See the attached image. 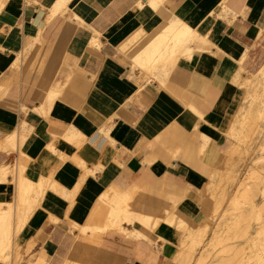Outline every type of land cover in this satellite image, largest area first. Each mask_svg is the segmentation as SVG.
<instances>
[{
	"label": "crops",
	"instance_id": "1",
	"mask_svg": "<svg viewBox=\"0 0 264 264\" xmlns=\"http://www.w3.org/2000/svg\"><path fill=\"white\" fill-rule=\"evenodd\" d=\"M57 1L6 0L0 10V88L7 89L0 142L17 137L14 149L0 148V164L10 169L0 181V202L16 203L19 165L26 180L41 184L20 231L12 232L9 264L75 261L82 253L77 226L110 183L143 187L150 207L162 205L159 193H184L178 214L203 223L211 214L210 200L201 198L209 177L226 174V159L238 158L229 156L238 145L227 126L234 120L237 128L245 89L231 77L243 53L264 61V0H162L164 10L212 43L191 58L179 56L168 76L133 62L151 36L122 50L115 34L162 30L168 12L148 4L139 11L138 0ZM220 3L235 16L216 12ZM49 92L57 94L45 102ZM122 236H105L97 263L170 264L178 250L170 239L151 245Z\"/></svg>",
	"mask_w": 264,
	"mask_h": 264
},
{
	"label": "bare ground",
	"instance_id": "2",
	"mask_svg": "<svg viewBox=\"0 0 264 264\" xmlns=\"http://www.w3.org/2000/svg\"><path fill=\"white\" fill-rule=\"evenodd\" d=\"M61 1L59 2V0H58L57 3H61L60 5H62L63 3ZM5 2H6V0L0 1V7H2ZM57 3H56V5L58 6ZM146 4H148L151 8H153L155 10H160V12H163V13L168 12V11L164 10L165 6L162 4V0H138L135 3V6H136L137 10L140 11V10H143L144 8H146L145 7ZM215 11L216 12H222L225 15L230 14L231 16H235V14H233V12H231V10L226 5H224L223 3H220L218 5V9H216ZM165 13H164V15H165ZM166 16L168 17V19L165 17V20L167 19V21H169V24H167V26H165L162 30L149 32V31L143 30L141 27L140 29L136 28V30H124V31L122 30L119 32H115V34L120 35L121 41L119 42L118 46L122 50H127V49L131 48V46L135 43V41H138L139 39H142L146 36H151V37H149V40L146 43H144L145 40L143 41V43L145 45L133 57V62L136 65L140 66L141 68L146 69L152 73H159L160 74L163 72L168 76L170 74V73L168 74V72L175 65V62H176L177 58H179V56L185 55V56L191 58L194 56L196 51L204 49V48L212 45V43L208 41V39L205 37V35L200 34L195 28L190 26L187 22H185V20H183L178 15H176L173 11L170 10V13L167 14ZM93 32H94V30H93ZM97 34L99 36V34H101V33H97ZM89 43H90V41H89ZM93 44H95V43H93ZM208 48H210V47H208ZM244 59L245 58H244V53H243L238 59V67H237L238 69L235 70L236 73L234 72L235 75L233 74L234 75L233 78L231 77V79H232L231 82L233 81L235 84H238L239 86L246 88L245 94L243 97L244 101L242 102V105H241V108L243 111L240 112L241 114L239 113L240 118L236 122L239 123L240 131H241L242 127H244V130L242 131L243 134L241 135V137H244V136L250 137V135L252 136L253 134H259V133L262 134L264 132V124H263V122H264V66H262L261 68L258 69L259 75L252 76L254 79L256 77L255 80L250 79L249 77H246V78L243 77V80H242L241 79L242 73L245 70ZM134 63H133V65H134ZM159 74H158V76H159ZM160 77H162V76H160ZM163 79H165V78H163ZM160 80H158V82ZM251 83H254L253 84L254 90L248 89L249 84H251ZM258 87H259V90L257 89ZM50 92L47 94L45 93V95H46L45 99H44L45 102H48V101L50 102V100L52 98L55 99L54 96L57 93L54 95L55 92L54 93L52 92V94ZM234 94H236V93H234ZM42 101H43V99H42ZM258 102H261V104H259ZM46 104H48V103H46ZM240 104H241V101H240ZM191 110L194 111L196 109H191ZM233 113L235 114V112H233ZM197 115H199V113ZM230 117H231V114H230ZM201 118H202V116H201ZM229 122H231V121H229ZM231 123H229V125ZM234 125L231 124L229 127L227 126V128H228L227 131H229L230 134H233V132L236 130V127ZM195 127H196V125H195ZM239 127H237V128H239ZM262 128H263V131H261ZM55 131H57V130H55ZM54 132H53V135H54ZM15 134L16 133L11 134L10 136L8 135L4 139H2V141L0 142V148L6 149V148L10 147V148L14 149L15 144L17 143V142L15 143V139L17 138V137H15ZM18 135L21 136V134H18ZM58 135H60V133H58L57 136ZM64 136H62V137L64 138ZM22 137L23 136H21L20 138H22ZM54 137H56V135ZM241 137L239 139L243 140V138H241ZM75 138H76V136H75ZM202 139H203V137H202ZM239 139L237 140V137H236L237 141H239ZM21 140L22 139H20L19 142ZM68 140L70 141V139H68ZM242 140H240V141H242ZM109 142H110V140H109ZM203 143L204 142H202V144ZM236 143L237 144H235V146H233V147H235V149L237 147L236 145H238V142H236ZM110 144H113V143H110ZM176 148H177V146H176ZM263 148H264V144H262L261 149H263ZM230 149H232V148H230ZM174 150H176V149L174 148ZM232 151H233V149H232ZM53 152H54V150H53ZM230 154H231V151H230ZM175 155H177V154H175ZM175 155H174V157H175ZM20 159H19V161H22V163H23V160H20ZM259 160H260L259 161L260 168L264 171V154L260 157ZM19 161H17V162H19ZM22 163H20V164H22ZM24 163H26V161ZM18 165H19V163H18ZM14 167L15 166H13L12 168H14ZM22 168L23 167L21 165H19V167H18L19 174H18V178L16 180V186H15L16 190H17L16 191L17 193L15 192L16 197L14 195V197L17 201L15 200L16 205L15 204H14L15 206L13 205V211H12V203L0 202V259H1V261H2V259L4 260V258L6 257L5 254H7V253L3 252L5 254H4V258L2 257V254H3L2 251H5V250H3V249H5L4 247L6 246V249H7V245L10 242V239L8 240V238H11L12 232L16 233L17 231H20L19 230V229H21L20 227L23 225V222L26 220V213H28V209H30V207L32 206V203L35 202L36 197L39 196L37 193H38V190H40L41 184L40 183L34 184L32 181L30 182V181L26 180V178H24L22 176L23 175L22 174ZM82 168H84V167L82 166ZM9 170L10 169H9L8 164H6V165L0 164V181H5L7 179V176L10 173ZM12 171L15 173L14 169ZM84 171L85 170L83 169V172ZM88 171L90 172V169H88ZM13 172H11V173L13 174ZM220 172L221 171H219V173ZM262 172L261 171H249L246 173V176L244 178L242 176L243 179L240 177L242 180H240V181L237 180L239 182V190H240L239 191V198L242 201L249 200V203L250 202L252 203V209L255 208V206H256V203L254 205L255 199H253V197L255 194H257V192L259 190H261V187L259 186V184L263 185L262 188H264V174H262ZM213 175H214V173H213ZM238 175H240V174L238 173ZM12 177H15L14 174L12 175ZM211 179H213V178L211 177ZM13 180H14V178H13ZM40 181L42 182V180H40ZM13 182L15 185V181H13ZM209 183H211V182H209ZM207 184H208V181H207ZM108 187L109 188L107 190L105 189L106 191L102 192L98 196L94 206L91 208L90 212H88L89 215H88L85 223H83L81 225L79 224L77 226L79 228L80 234H83V236H85L89 231H92L96 228H99L102 230L105 228L106 229H114L115 228L117 230V232L121 235H123L122 233H126L125 234L126 237L134 238V239H141V240L144 239V240L148 241L149 243H151V245L157 244V241H165V240H169V239L171 241H175L178 245V242H180L182 244L184 243V240L179 239L180 233L182 230L187 229V233H188L187 236L188 235L192 236L193 234H191L190 232L193 233V231L195 229H198L200 231L201 226H202L201 232L204 230L203 226L205 224L204 225L202 224L200 227L194 228L191 225L192 224V222H191V224L189 223V226L191 225L192 227L191 226L186 227L187 221L190 222L191 220L187 219L185 221L186 218L184 219V214H183L182 218L178 217V219H177V216L175 217V215H173L174 212L170 208L169 209L172 211V212L170 211L171 214L166 213V215H164V217H162V214L158 213L161 215V218H159V216L156 218L152 217V215L150 214L151 212H146L145 210H143L144 209L143 206H141L140 209L142 211H145V212H141L139 210V207H137V204H135L134 200L132 202L130 201L131 199H134L133 198L134 194L138 196V194H136L137 185L135 183L130 184L126 188L114 187V186H111V183H110V186H108ZM204 188H206V185ZM204 188L202 187V190ZM206 189H208V186ZM205 190H204V192H205ZM180 191H182V190H180ZM138 192H140V191H138ZM142 193H144V192L142 191L141 194ZM173 193H175V192H173ZM141 194H139V195H141ZM182 195H184V193ZM167 197H169V196H167ZM184 197H185V195H184ZM158 199L160 200V198H158ZM158 199H156V200L159 201ZM136 200H140V198L137 197L135 199V201ZM142 200L143 199L141 198L140 201H142ZM144 200H145V198H144ZM170 200L171 199L169 197V204H170V202H172V200L171 201ZM164 204H166V202H164ZM104 205H107V208L105 209V212L102 215V213H103L102 211H104V210H102V209H104ZM167 205H168V203H167ZM171 206H174V205L170 204V207ZM152 208H154V207H152ZM164 208H166V207H164ZM145 209H146V207H145ZM148 209L149 210H147V209L146 210L151 211L150 210L151 208H148ZM160 209H163V208L161 207ZM169 209H168V211H169ZM173 209H175V207H173ZM165 210H167V209H165ZM153 211H154V209H152V212ZM156 211L158 212V210L155 209V211L153 213H156ZM163 211H164V209H163ZM176 211H179V210L177 209ZM160 212H162V211H160ZM247 212L249 213V211H247ZM177 215H179L178 212H177ZM181 215H182V213L179 216H181ZM153 216H155V214H153ZM13 219L15 220L14 226L12 225ZM242 219H244V217L240 215V217H238V219L236 221L227 225V229H226L225 233H227V234L231 233L232 237H237V236H244V237L247 236L248 237L250 234V233L248 234V232H249L248 225L249 224L246 223L243 226H239V222ZM256 220H258L259 224H258V226H256L255 232H259V233L261 232L262 233V229H263L262 234L264 236V223H262V217L259 216V214H257ZM98 221L100 222V224ZM135 223L138 224V226L140 225L141 227L147 229L148 231L153 232L156 235L157 240L156 239L155 240L150 239L145 231H143L141 228L139 229V228H137V226H135ZM193 223H194V221H193ZM72 225H73V223H72ZM129 226H131L132 228H129ZM172 226H174L173 230H172ZM195 226H197V223ZM219 226H221V224H216V227L214 228L215 230L213 233L215 235V238H217L216 232L220 229ZM170 228H171V234L169 233ZM188 228H194V229L193 230L191 229L192 231L188 232ZM260 228H262V229L259 231ZM198 230H196V231H198ZM259 233L256 236L252 235L251 243H252V246H261V248L264 249V242L261 241L262 239L258 238L259 235L261 237V233L260 234ZM254 234H257V233H254ZM222 240H223V238H222ZM7 241H9L8 244H7ZM219 242L220 241L218 240L213 244H217ZM193 244L194 243L192 241L188 246L182 245V247H180L179 249L177 248L178 250L173 255L174 259L179 260L181 263L185 261L184 263L186 264V261L189 260V255L190 254L192 255V250L190 251V249L193 248ZM94 245L96 246V243ZM166 245H168V244L166 243ZM8 248H9V245H8ZM87 249H90V248L88 247ZM93 249L95 250V248H93ZM204 251H202V252L205 254ZM81 252H82L81 254H86V255L90 254L84 248H82ZM208 252L206 251V254ZM249 252H251V251H249ZM92 253H94V252H92ZM199 253H201V251ZM203 253L199 254L200 256H198L196 258L197 259L196 261L194 260V262H196L195 264H206V259L209 255L207 256V255H204ZM252 253H250V254H252ZM255 253H253V257H252V256H250L249 253H248L249 255L247 253H245V251H243L242 248L233 249L232 246H229V247H226V248L219 250L218 254L216 253V255H217L216 258L214 260H212V262L209 261V263H207V264H251L252 262H255L256 259L261 260L262 258H264L262 256H261V258H254ZM256 255H258V254H256ZM258 257H259V255H258ZM88 258L91 259L90 257H88ZM190 258H192V256ZM251 258L254 259V261ZM85 259H86V257H85ZM251 260H252V262H251ZM260 260H258V261H260ZM258 261L256 260V264H264L263 259L261 260L262 262L260 261L261 263ZM166 262L169 263V260ZM176 262L177 261H175L174 264H176ZM188 262H190V261H188ZM73 264H75V263H73ZM79 264H81V263H79ZM170 264H173V262H171V259H170Z\"/></svg>",
	"mask_w": 264,
	"mask_h": 264
},
{
	"label": "rangeland",
	"instance_id": "3",
	"mask_svg": "<svg viewBox=\"0 0 264 264\" xmlns=\"http://www.w3.org/2000/svg\"><path fill=\"white\" fill-rule=\"evenodd\" d=\"M0 1H2V0H0ZM64 6H65V4H64ZM1 8L2 7H0V10H1ZM253 59L254 58H251V60L249 61L248 55H246V59H245L246 61L244 63V68H245L244 71L246 73L243 71L242 78H241L242 80H243V77L244 78L249 77L250 79L255 80L256 77L254 79L252 76L259 75V70L258 69L261 68L262 66H264L263 58H256L255 61H253ZM253 84L254 83L249 84V88L248 89L254 90ZM243 88L246 89L245 87H243ZM257 89L259 90V87ZM6 94H7V89L4 88V87H2V89L0 88V97L6 96ZM258 103L261 104V102H258ZM263 124H264V122H263ZM237 125H238L237 127H239V123L238 122H237ZM243 130H244V127H242L241 131H240V127L236 128V130L233 132V134L229 133V135L230 136H234L235 140H236V137H237V140H238L241 137V135L243 134L242 133ZM261 131H263V128L261 129ZM241 138H243V140L239 139V141L242 140L240 142L236 140V142H238V147L235 150V152H232L229 155V156L236 155V156H238V158L233 160V158L229 157L228 159H226L225 166H229V169L226 170L227 173L224 174V175H211L210 178H209L208 184L206 185V188L208 186V189L205 188L206 189L205 192L204 191L202 192L203 196L201 198L210 200L208 209H209V212L211 214L203 223L197 224V226H194V225H192V226L194 228H197V227H200L202 224L203 225L205 224L203 226L204 230L201 232V229H202V226H201L200 231L198 229H195L193 231V233L190 232L191 234H193L192 236H189V235L187 236V234H188L187 233V229L186 230L185 229L182 230L181 233H180V238L179 239L180 240H184V243L182 244V243L178 242V249L180 247H182V245L188 246L192 241L194 243L193 244V248L190 249V251L192 250V255L190 254L192 256V258H190L191 256L189 255V260L188 261H190V262L186 261V264H188V263L189 264H195L196 262H194V260L196 261L197 260L196 258L198 256H200L199 254L203 253L202 251H204V250H205L204 251L205 254L204 253L203 254L207 255V256L209 255L208 257L206 256L207 257L206 264L209 263V261L212 262V260H214L216 258V256H217L216 253L218 254L219 250H221L223 248H226V247H229V246H232L233 249L242 248L243 251H245V253H247V254L248 253L250 254L252 252L253 253L256 252L255 255H254V258H261V256L264 257V255H263L264 254V252H263L264 249L261 248V246H252V243H251L252 235L256 236L259 233V232H255V228L259 224L258 220H256L257 214H259V216L262 217V223H264V221H263L264 220V195H263L264 194V188H262L263 185L259 184V186L261 187V190H259L257 192V194H255L254 197H253V199H255L254 205L256 203V206H255V208H253L254 209L253 210L252 209V203L251 202L249 203V200L242 201L239 198V191L240 190H239V182H238V181L242 180L246 176V173L249 172V171H261V172L263 171L260 168V163H259L260 160L259 159L264 154V148L261 149L262 148V144H264V132L262 134H260V133L259 134H253L252 136L250 135V137L249 136H247V137L244 136V137H241ZM238 173L240 175H238ZM262 174H264V171L262 172ZM242 176H243V178H242ZM211 177L213 179H211ZM209 182H211V183H209ZM136 190H137L136 194H138V196L134 194L133 195L134 199H131L130 201L132 202L134 200L135 204H137V207H139V210L141 212H145V211L146 212H151L150 214L152 215V217L156 218V217L159 216V218H161L160 214H162V217H164V215H166V213H170L171 214L172 211L170 209H172L174 213L176 212L175 214L173 213V215H175V217L177 216V219H178V217L182 218L181 216L177 215V211H176L177 210V204L179 203V201L182 198V196H180V197L179 196H174V195L169 196L170 199L173 202V203L170 202V204L174 205V206L170 207L169 197L165 196L163 193H159L158 194V198H160L161 201L163 200L162 201L163 204L162 205L159 204L157 207L152 208L150 206H145V202L143 200L140 201L141 200V196L143 194H145V191L143 190V187L142 188L141 187H137ZM138 191H140V192H138ZM142 191L144 193L141 194ZM139 194H141V195H139ZM137 197L140 198V200H136L135 201V199ZM164 202H166V204H164ZM167 203H168V205H167ZM221 203H226V205L224 206L223 209L220 206ZM141 206L144 207V209L143 208L142 209L145 210V211H142L140 209ZM163 206L166 207V208H164ZM145 207H146L147 210H149L148 208H151L150 209L151 211H147L145 209ZM161 207L164 209V211H163V209H160ZM173 207H175V209H173ZM106 208H107V205H104V209H102L104 211H102L103 213L101 212L102 215L104 214ZM30 209H31V207H30ZM30 209H28V213H26V216L29 214ZM152 209H154V211H155V209H157L158 210V212L156 211L157 214L153 213L154 211L152 212ZM165 209H167V210H165ZM168 209H169V211H168ZM220 209H222V210H220ZM159 210L162 211V212H160ZM12 211H13V204H12ZM219 211H220V213H219ZM247 211H249V213ZM158 213H160V214H158ZM218 213H219V217L217 218V214ZM153 214H155V216H153ZM240 215L243 216L244 219L240 220L239 226H243L244 224L248 223L249 224L248 225V230H249L248 234L250 233L249 236L248 237L247 236L246 237H244V236L232 237L231 233H229V234L225 233V231L227 229V225H229V224L233 223L234 221H236L238 219V217H240ZM99 224H100V222H99ZM216 224H221V226H219L220 229L216 232L217 238H215V235L213 233L214 230H215L214 228L216 227ZM186 225H185L186 227L189 226L188 222L186 223ZM135 226H137V228H139L138 224H136V223H135ZM129 228H132V227L129 226ZM173 228H174V226H172V230H173ZM194 228H188V232L192 231ZM114 229H106L105 228V229L102 230V229L96 228V229H94L95 231L94 230L89 231L86 235L84 234L85 236H83V234H80V231H79V228H78V235L76 237L77 240L75 241V245L78 246L81 249L82 248L86 249L90 254H87L88 256L86 254H80L75 259V262H74V260L66 259L63 264H71V263L72 264L73 263H75V264H79V263H81V264H99V263H97V260H96V258L99 257V255L97 253L99 252V248L103 244V240H104L105 236H108V235H114V236H118V237L122 236V235H120L117 232L116 229L115 230ZM261 229L262 228H260L259 231ZM196 230H198V231H196ZM169 233L171 234V228L169 229ZM254 233H257V234H254ZM262 233H263V229H262ZM262 233H261V237L262 238L260 237V235L258 236V238L262 239L261 241L264 242L263 241L264 240V236H263ZM122 234L125 235L126 233H122ZM222 238H223V240H222ZM9 239H10V242L7 241V244L9 242V244H8L9 248H8V245H7V249H6V246H5L4 247L5 249H3L5 251H2V253L3 252L7 253V254L3 253L2 257L4 258V254H5L6 257L4 258V260L2 259V261L0 259V264H9V261H11V252H12V249H13L12 234H11V238H8V240ZM218 240L220 241L219 243L213 244V243H215ZM95 243H96V246L94 245ZM88 247L91 250L87 249ZM93 248H95V250ZM200 251H201V253H199ZM206 251L207 252L209 251V252L206 254ZM249 251H251V252H249ZM92 252H94V253H92ZM253 253L250 254V256L253 257ZM256 254H258L259 257ZM85 257H86V259H85ZM88 257H90L91 259H89ZM262 259L264 260V258H262ZM15 260L16 259L14 257V262H15ZM252 260L254 261V259H252ZM252 260H251V262H252ZM256 260L258 261L260 259H256ZM256 260H255V262H252L251 264H256ZM175 261H177L176 264H183L185 262L184 261V262L181 263L179 260H175L174 258H172L171 262H173V264L175 263ZM260 261H258V262H260ZM39 262L42 263L43 261H39Z\"/></svg>",
	"mask_w": 264,
	"mask_h": 264
}]
</instances>
